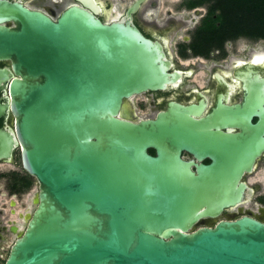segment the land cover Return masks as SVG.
I'll return each instance as SVG.
<instances>
[{"label":"water","instance_id":"obj_1","mask_svg":"<svg viewBox=\"0 0 264 264\" xmlns=\"http://www.w3.org/2000/svg\"><path fill=\"white\" fill-rule=\"evenodd\" d=\"M82 3L53 19L0 0V161L19 150L39 184L5 264H264V222L204 223L250 198L224 193L254 161L248 139L196 174L166 122L134 121L129 101L172 79L138 5L103 22ZM237 120L256 128L247 109Z\"/></svg>","mask_w":264,"mask_h":264},{"label":"flooded vegetation","instance_id":"obj_2","mask_svg":"<svg viewBox=\"0 0 264 264\" xmlns=\"http://www.w3.org/2000/svg\"><path fill=\"white\" fill-rule=\"evenodd\" d=\"M8 1L19 2L53 19L71 5L84 7L82 2L93 3L103 22L124 18L130 8L138 5L132 14L133 22L147 38L163 46L172 79L165 88L139 93L129 101L134 121L166 122L180 137L177 142L183 146L181 158L192 163L196 174L198 166L207 167L234 157L241 137L247 138L249 151L257 154L240 180H230L224 193L238 194L243 184L244 194L250 198L204 223L233 220L245 213L264 222V45L237 44L240 39H248L244 37L227 39L222 44L204 38L210 25L219 26V12L211 13L213 2L207 0ZM0 67H10V62H2ZM3 98L4 93L0 92L2 103ZM240 109L249 111L256 128L249 129L237 120ZM11 122L12 116L8 115L7 120H0V128ZM148 152L156 155L155 149ZM18 155L19 150L14 152L12 163L0 161V166H8L0 169V245L8 241L13 244L17 232L25 230L23 217L29 213L39 189L36 178L22 168L21 157V171L15 170ZM25 195L30 204L24 212H17L16 199Z\"/></svg>","mask_w":264,"mask_h":264},{"label":"trees","instance_id":"obj_3","mask_svg":"<svg viewBox=\"0 0 264 264\" xmlns=\"http://www.w3.org/2000/svg\"><path fill=\"white\" fill-rule=\"evenodd\" d=\"M213 2L211 13L219 12L216 22L204 38L222 44L227 39L248 38L264 41V0H207ZM215 22V20H214Z\"/></svg>","mask_w":264,"mask_h":264},{"label":"rangeland","instance_id":"obj_4","mask_svg":"<svg viewBox=\"0 0 264 264\" xmlns=\"http://www.w3.org/2000/svg\"><path fill=\"white\" fill-rule=\"evenodd\" d=\"M239 45L242 44H248V45H252L254 47H257L258 45H264V41L263 40H257V41H253V40H248V39H240L238 41ZM8 166H0V169L6 170ZM16 171L20 172L21 171V166H20V155L17 156V165L14 167ZM34 189L37 190V185H34ZM17 200V212H24L25 211V207L26 205H29V196L25 195L23 197V199H16ZM12 245V241H8L6 243H3L0 245V264H2L4 262V260L6 259L10 247Z\"/></svg>","mask_w":264,"mask_h":264}]
</instances>
